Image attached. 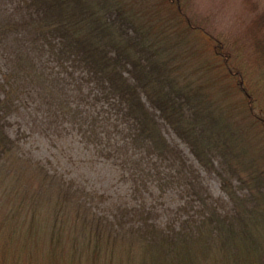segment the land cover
I'll return each instance as SVG.
<instances>
[{
    "label": "rangeland",
    "instance_id": "obj_1",
    "mask_svg": "<svg viewBox=\"0 0 264 264\" xmlns=\"http://www.w3.org/2000/svg\"><path fill=\"white\" fill-rule=\"evenodd\" d=\"M14 1L0 0V25L20 17L17 5L24 6ZM94 1L98 19L105 15L123 27L121 39L128 37L137 54L135 69L161 70L155 98L167 93L181 107L176 124L214 167L200 165L161 117L174 153L163 158L135 150L128 142L132 121L121 104L122 116L111 110V99L83 84L76 58L66 53L58 61L51 37L0 30V95L17 92L2 122L13 143L0 157V264H69L71 223L87 228L89 218L109 236L86 264H264V58L248 38L264 0ZM116 3L131 25L120 23ZM225 58L237 65L226 68ZM142 96L148 111L159 112ZM61 104L69 109L60 112ZM75 112L93 119L74 122ZM88 127L105 148L87 142ZM55 181L68 189L67 198L54 191L61 189ZM13 209L15 216H4Z\"/></svg>",
    "mask_w": 264,
    "mask_h": 264
},
{
    "label": "trees",
    "instance_id": "obj_2",
    "mask_svg": "<svg viewBox=\"0 0 264 264\" xmlns=\"http://www.w3.org/2000/svg\"><path fill=\"white\" fill-rule=\"evenodd\" d=\"M14 2L16 4V0ZM94 3V0H21L19 1V5L22 4L24 7L21 8L16 4L21 13L20 17L14 20L7 19V21L0 25V30L3 32V30L11 29V27L17 29L21 28L31 31L35 34L34 36H38L39 39L43 38L46 40L51 37V44H53L52 48L56 52L55 55H61L58 61L60 59L61 62H64L66 60V53L67 56L70 55V58H76L80 63L79 66L82 73L84 72L83 74L85 77L83 76L82 78V82L84 81L83 84L90 85L93 93L96 94V92H98L104 95V99H111L112 102L118 103L116 105L113 103L112 108L110 107L112 111L118 109L121 104L123 108V117H126L128 121H132L131 123L127 122V126H130V129H128V142L135 150L152 151L148 155H155L163 158H166L165 154L172 155L174 153V149L170 148L169 143L162 134V126L157 119L161 117L163 121L168 122L173 130L188 143L192 154L196 156L200 165L206 168H213V161L206 156L202 146L198 145L194 140H191L189 130L181 124H176L177 120L174 119V115L181 110V107L179 106L177 109L173 98H169L167 93L163 95L162 98H155L158 88L157 84L163 82L161 80L162 78L160 79L161 70L156 68L155 71V69L150 67L148 71L147 69H142L139 65L138 67L141 69L137 68L136 70L135 66L138 62L134 59L137 54L134 55L133 45L128 41V37L125 40L121 39L120 33H122L123 27L119 26L118 28L117 21H109L105 18V15H102L101 18L98 19L99 12L95 10ZM97 5L98 4H96V6ZM103 5L106 6V4ZM115 5L117 6V17L120 23L123 24L124 27L125 24L131 25L132 22L126 17V13H124V6L121 5L119 8L118 3ZM111 19L113 20V14L111 15ZM253 21L256 22H252V29L248 31L250 32L248 38L253 35V42L259 47V50L262 52V57L264 58V11L260 16L259 23L257 18ZM195 22L196 21L193 20L195 26L199 25L198 28L206 27L204 22V25ZM92 32H95V36H93V39H90L89 37ZM113 33L116 34V39L112 36ZM242 34L243 33H241V35ZM96 36L99 38H96ZM103 39H106L107 41L105 42L107 43L102 44ZM138 39H140L139 34ZM236 40L241 41L240 38ZM138 44L139 41H137L134 46H138ZM103 46H107V48L113 52H108ZM55 62H57V60ZM224 64L225 67L230 70L237 65L231 63L227 58L224 59L223 66ZM129 66L132 67L133 70V76H130L131 79L124 75L125 71H129V69H127ZM236 71L237 74L244 76L242 68H236ZM153 73L157 76L156 78H154ZM135 80L136 82L134 83ZM15 90L16 87L3 96L0 95V157L12 151L10 145L13 142L4 130L2 122L6 123L5 118L14 109L12 96L16 95L17 92H15ZM173 91L175 90L173 89ZM142 95H144L146 101L158 109L159 112L154 110L148 111L141 100L143 97ZM65 109H69V107L61 104L60 112H66ZM116 112L122 116L119 110H116ZM88 118L89 115L84 117L81 113L78 115V113L75 112L73 115L74 122L83 123L82 120H87ZM89 119L88 124L93 118L90 116ZM83 131L86 133L91 131V134L86 137V139L88 138L87 142L93 140L99 143L98 147L105 148V145H101L102 141L98 138L100 133L96 134L91 127ZM223 131L224 129H221L219 133H223ZM203 145H206V143L203 142ZM228 164L230 163L226 165ZM191 166H193V164ZM46 173V178L49 181L51 176ZM43 179H45L44 176ZM56 183L61 187L58 182ZM38 188L39 186H36L32 189L33 193L37 192ZM55 188L56 190L54 191L59 193V196L63 199L67 198V188ZM33 193L30 191L28 194ZM88 210L92 211V207H89ZM16 214L17 209H13L4 216L13 217ZM79 216L75 215L74 217L79 220ZM93 216L95 215L87 214L84 218ZM29 220L30 219H28V221ZM86 221L89 224L87 228L85 223L81 221L71 223V225L75 224V227L74 232L69 236V245L67 249V253L69 252V254L66 256L67 263L69 264H74L71 261H74L75 264H86L88 260L91 261L92 254L98 251L101 239L105 234L108 235V233H105V229L107 230V228L102 229V224L96 221L95 218H89L85 220V222ZM105 222L107 223L104 225L108 224L110 226V221ZM30 223L32 222L30 221ZM56 229L61 234H57V236L62 239L63 232L61 226L56 224ZM110 231L115 232V229L112 231L110 228ZM84 233H86L87 236H85ZM77 236L82 240L86 238L85 242L87 244L79 243ZM60 241L61 240L58 242L60 243ZM86 245H90L92 248L88 250ZM49 250H55V248H49Z\"/></svg>",
    "mask_w": 264,
    "mask_h": 264
}]
</instances>
